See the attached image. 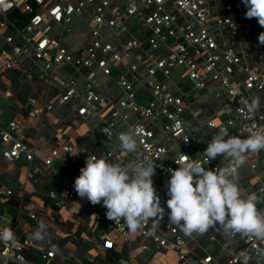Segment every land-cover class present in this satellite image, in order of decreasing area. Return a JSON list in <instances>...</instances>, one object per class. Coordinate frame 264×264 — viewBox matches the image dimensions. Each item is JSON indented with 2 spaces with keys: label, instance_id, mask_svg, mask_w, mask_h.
<instances>
[{
  "label": "built area",
  "instance_id": "1",
  "mask_svg": "<svg viewBox=\"0 0 264 264\" xmlns=\"http://www.w3.org/2000/svg\"><path fill=\"white\" fill-rule=\"evenodd\" d=\"M16 12L22 22L11 16ZM245 13L243 0H0V74L10 71L19 84L31 87L26 107L37 124L33 137H28L27 128L17 118L3 121L6 111L0 106L2 156L11 162L25 159L34 183L46 167L52 168L54 184L65 196L49 190L56 207H64L66 198L77 196L76 177L56 167V159L96 155L114 163L151 161L156 168L152 180L167 216V185L170 170L178 168L175 161L183 155L206 161L203 153L214 135L226 132L228 137L244 139L247 128H264V45ZM134 26L144 38L133 32ZM85 31L90 34L88 41L87 34H82ZM182 68L185 82L179 83L174 72ZM105 79L113 81L117 90L104 89ZM184 85L192 93L201 92L208 104L190 100ZM1 95L8 102L14 93L6 88ZM138 96L145 97L146 103H139ZM254 99L259 107L249 112L246 105ZM64 107L69 112L55 116ZM130 113L139 120L132 122ZM49 116L56 125L66 121L64 116L82 120L102 145V152L65 141L64 132L59 133L55 146L48 145L52 139L42 132V125ZM190 117L195 127L190 128ZM124 124L142 129L133 153L121 149L117 139L126 132ZM103 129H110L111 135ZM246 155L240 167L248 168L250 175L243 181L237 177L241 195L246 198L256 193L257 208L264 212V150ZM222 159L219 156L204 166L215 170L227 163ZM13 193L6 185L0 187V197ZM28 206L30 217L36 218L38 205L29 202ZM93 219L105 224L101 248L113 246L114 236L132 241L124 220H108L102 203L93 211ZM139 232L150 239L141 250L151 256L159 249H169L181 261L190 252V236L168 218L149 220ZM210 234V240L218 241ZM226 235L231 246L224 244L218 252L208 253L202 264H217L221 253L225 264H264V239ZM25 248L44 260L56 259L62 250L56 242L45 245L27 237L16 239L14 245L0 241V256L26 263ZM130 258L135 259L136 253ZM128 264L138 263L130 260Z\"/></svg>",
  "mask_w": 264,
  "mask_h": 264
},
{
  "label": "clouds",
  "instance_id": "2",
  "mask_svg": "<svg viewBox=\"0 0 264 264\" xmlns=\"http://www.w3.org/2000/svg\"><path fill=\"white\" fill-rule=\"evenodd\" d=\"M243 2L248 9L246 17L256 18L264 27V0ZM258 41L264 45V32L260 33ZM246 106L249 112H255L259 102L254 99ZM102 132L111 135L110 129ZM141 132L139 128L121 132L117 137L121 149L135 152ZM247 132L244 139L228 137L226 132L214 135L203 153L206 161L193 160L188 155L175 161L178 168L170 170L167 185V218L185 235L204 234L218 225L228 235L248 234L264 239V212L257 208L259 196L251 193L242 198L237 182L246 154L264 150V128L249 127ZM217 156L227 163L215 170L206 169L204 164ZM155 171L151 161L113 163L103 156L89 155L75 179L74 189L91 204L102 203L108 220L123 219L128 230L135 233L149 220L156 221L165 214L153 185ZM42 238L40 232L34 234V239ZM0 241L6 245L15 244V235L9 227L0 229Z\"/></svg>",
  "mask_w": 264,
  "mask_h": 264
},
{
  "label": "crops",
  "instance_id": "3",
  "mask_svg": "<svg viewBox=\"0 0 264 264\" xmlns=\"http://www.w3.org/2000/svg\"><path fill=\"white\" fill-rule=\"evenodd\" d=\"M136 31L133 32L138 37L144 38L140 31ZM82 34H87L86 38L83 36L87 41L90 39V34L87 31ZM174 73L177 79L181 80L179 83L185 82L182 79L184 68L175 70ZM102 86L107 91L117 90L115 83L111 80L105 79ZM187 86L189 87V85ZM6 88L12 89L14 95L8 102H3L1 94ZM32 92L30 86L19 84L12 72L5 71L0 74V106L6 111L3 121L7 122L12 118H17L27 128L26 134L28 137H33L37 125L36 121L28 116L26 107V97ZM188 92L190 93V100L196 99V102L202 105L208 104L201 97V92L195 91L192 93L190 87ZM212 104L215 105L216 103L212 101ZM217 106H215L216 111L219 110ZM68 112L69 108L64 107L58 110L55 116L63 117ZM64 117L66 121L58 125L52 122L50 116L43 121L42 132L48 139H52L48 142V145L55 146V140L61 138L59 133L64 132L65 141L85 144L92 152L97 154L102 152V145L91 137V132L82 120L77 121V119L70 116ZM130 120L135 122L139 118L134 113H130ZM189 120L191 122L190 128L195 127V121L191 117ZM123 129L125 131L129 130L126 124L123 125ZM206 129L208 133L213 134V130L208 127ZM87 156L77 155L72 160L59 158L55 160V165L63 173L77 178L80 175V169L85 166ZM126 156L132 159L131 154H126ZM218 159L219 156L215 160ZM111 162L114 163L113 160ZM249 175L250 170L248 168H239L238 178L240 180L243 181ZM53 177L52 168L46 167V172L41 174L40 181L34 183L28 162L23 158L14 162L7 161L2 156L0 146V187L6 185L14 192L13 195L3 194L0 197V214L2 216L0 217V228L9 227L16 239L19 240H24L27 237L34 238V234L40 232L43 238L36 239L37 241L45 245L56 242L62 249L56 259L44 260L35 251L25 248L23 254L26 263H17L14 260L7 261L0 256V264H60V262L65 264H106L107 262L128 264L130 260L138 264H202L203 257L208 253L218 252V249L224 244L230 245L227 235L217 225L211 227L204 234L194 233L188 237L190 252L184 261H178L171 252L172 250L169 249H159L157 254L154 255L153 252L152 256L150 253L142 251L141 246L144 243H149L150 239L141 235L139 230L135 233L131 232V242L125 241L120 236H114L113 246L101 248L99 244L102 242L106 228L103 221L93 219V211L97 208V205L91 204L86 198H81L77 194L74 198H66L64 207H56L53 200L48 196L49 190L55 189L60 197L65 196L62 188L54 184ZM153 185L155 188L154 182ZM21 198H24L25 202L23 204H21ZM29 202L38 205L36 218L30 217ZM163 218L166 219L167 216L164 215ZM210 233L216 235L218 241L210 240ZM132 252L136 253V258L133 260L130 258ZM218 257L219 262L217 264H225L226 257L224 253H221Z\"/></svg>",
  "mask_w": 264,
  "mask_h": 264
},
{
  "label": "rangeland",
  "instance_id": "4",
  "mask_svg": "<svg viewBox=\"0 0 264 264\" xmlns=\"http://www.w3.org/2000/svg\"><path fill=\"white\" fill-rule=\"evenodd\" d=\"M11 16L15 19V21H17V22H22V19L20 18L19 13H17V12H16V13H13ZM242 18H244V15H240V19H242ZM244 19H245V18H244ZM249 20H250V22H251V21L253 20V18H250ZM132 30L135 31V30H136L135 27L132 28ZM188 89H189L188 86H186V87L184 88V90L187 91V92H188ZM147 98H148V97H147ZM137 100H138L139 103H142V104H145V103H146V99H145V97L138 96V97H137ZM79 120H80V119H77V121H79Z\"/></svg>",
  "mask_w": 264,
  "mask_h": 264
},
{
  "label": "trees",
  "instance_id": "5",
  "mask_svg": "<svg viewBox=\"0 0 264 264\" xmlns=\"http://www.w3.org/2000/svg\"><path fill=\"white\" fill-rule=\"evenodd\" d=\"M245 9H246V12H247L248 9H247L246 5H245ZM251 24H252V29H253L254 32H256L258 34L264 32V27H261L259 25V23H258L256 18H253V20L251 21Z\"/></svg>",
  "mask_w": 264,
  "mask_h": 264
},
{
  "label": "water",
  "instance_id": "6",
  "mask_svg": "<svg viewBox=\"0 0 264 264\" xmlns=\"http://www.w3.org/2000/svg\"><path fill=\"white\" fill-rule=\"evenodd\" d=\"M181 261H184V260H181Z\"/></svg>",
  "mask_w": 264,
  "mask_h": 264
}]
</instances>
